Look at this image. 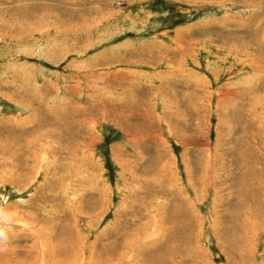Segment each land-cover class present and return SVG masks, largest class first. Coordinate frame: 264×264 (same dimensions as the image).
Masks as SVG:
<instances>
[{"label":"rangeland","instance_id":"374dc122","mask_svg":"<svg viewBox=\"0 0 264 264\" xmlns=\"http://www.w3.org/2000/svg\"><path fill=\"white\" fill-rule=\"evenodd\" d=\"M0 264H264V0H0Z\"/></svg>","mask_w":264,"mask_h":264},{"label":"bare ground","instance_id":"6f19581e","mask_svg":"<svg viewBox=\"0 0 264 264\" xmlns=\"http://www.w3.org/2000/svg\"><path fill=\"white\" fill-rule=\"evenodd\" d=\"M83 111V110H82ZM107 112V111H106ZM80 115V114H79ZM84 116V115H83Z\"/></svg>","mask_w":264,"mask_h":264}]
</instances>
